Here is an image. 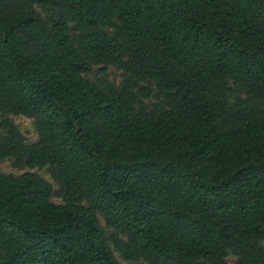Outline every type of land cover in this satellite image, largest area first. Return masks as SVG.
Listing matches in <instances>:
<instances>
[{
  "label": "trees",
  "instance_id": "16d2710c",
  "mask_svg": "<svg viewBox=\"0 0 264 264\" xmlns=\"http://www.w3.org/2000/svg\"><path fill=\"white\" fill-rule=\"evenodd\" d=\"M5 158L0 264H264V0H0Z\"/></svg>",
  "mask_w": 264,
  "mask_h": 264
},
{
  "label": "rangeland",
  "instance_id": "374dc122",
  "mask_svg": "<svg viewBox=\"0 0 264 264\" xmlns=\"http://www.w3.org/2000/svg\"><path fill=\"white\" fill-rule=\"evenodd\" d=\"M106 74L108 76V78L110 80H113L115 83H118L120 80V71L115 69L112 66H107L106 67ZM10 119H12V121L17 125L19 131L22 133V135L25 137V140L27 142H32L36 139V134L33 128V122L32 119L24 117L22 115H7ZM0 170L5 172V173H12V174H20L21 172L25 171L24 170H18L16 168H14L11 165V160L8 158L5 159H1L0 160ZM31 171H35L37 172L39 175H41L42 177H44L46 180L50 181V178L46 172V169L44 167H40V168H33L31 169ZM54 202H58L59 200L56 198L52 199ZM115 257L117 258V260L120 262V264H146L142 261H135V262H131L128 263L126 261L121 260L116 253H114ZM234 260V257L231 255H228L226 257V261L228 264H232Z\"/></svg>",
  "mask_w": 264,
  "mask_h": 264
}]
</instances>
